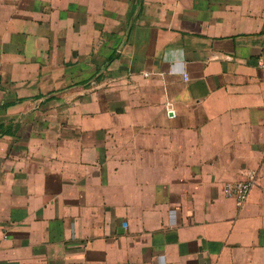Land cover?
<instances>
[{
  "label": "crops",
  "instance_id": "crops-1",
  "mask_svg": "<svg viewBox=\"0 0 264 264\" xmlns=\"http://www.w3.org/2000/svg\"><path fill=\"white\" fill-rule=\"evenodd\" d=\"M0 264H264V0H0Z\"/></svg>",
  "mask_w": 264,
  "mask_h": 264
},
{
  "label": "built area",
  "instance_id": "built-area-1",
  "mask_svg": "<svg viewBox=\"0 0 264 264\" xmlns=\"http://www.w3.org/2000/svg\"><path fill=\"white\" fill-rule=\"evenodd\" d=\"M255 178L256 173L251 171L248 174L247 179L227 184L224 188L225 193L229 196L235 197L238 203L244 202L248 197L250 188L254 183Z\"/></svg>",
  "mask_w": 264,
  "mask_h": 264
}]
</instances>
